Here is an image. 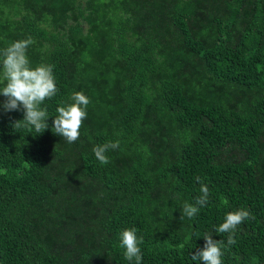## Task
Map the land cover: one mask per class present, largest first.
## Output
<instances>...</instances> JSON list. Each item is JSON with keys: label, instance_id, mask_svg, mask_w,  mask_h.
I'll list each match as a JSON object with an SVG mask.
<instances>
[{"label": "trees", "instance_id": "1", "mask_svg": "<svg viewBox=\"0 0 264 264\" xmlns=\"http://www.w3.org/2000/svg\"><path fill=\"white\" fill-rule=\"evenodd\" d=\"M0 264H264V0H0Z\"/></svg>", "mask_w": 264, "mask_h": 264}]
</instances>
